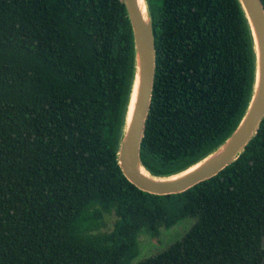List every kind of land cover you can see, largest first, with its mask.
I'll list each match as a JSON object with an SVG mask.
<instances>
[{
	"label": "trees",
	"instance_id": "trees-1",
	"mask_svg": "<svg viewBox=\"0 0 264 264\" xmlns=\"http://www.w3.org/2000/svg\"><path fill=\"white\" fill-rule=\"evenodd\" d=\"M146 2L156 61L140 157L169 176L236 128L254 49L238 0ZM133 65L122 0H0V264H260L264 117L216 175L143 191L116 160ZM187 218L179 239L139 256V232Z\"/></svg>",
	"mask_w": 264,
	"mask_h": 264
},
{
	"label": "water",
	"instance_id": "water-1",
	"mask_svg": "<svg viewBox=\"0 0 264 264\" xmlns=\"http://www.w3.org/2000/svg\"><path fill=\"white\" fill-rule=\"evenodd\" d=\"M134 43L131 89L116 151L117 164L137 188L158 195L184 191L216 175L234 161L256 134L264 117V6L261 0H238L253 42L255 68L247 108L232 133L214 150L188 168L169 176H156L143 166L140 145L154 86L156 51L152 18L146 0H122ZM264 245V236L261 239ZM260 264H264V256Z\"/></svg>",
	"mask_w": 264,
	"mask_h": 264
},
{
	"label": "rangeland",
	"instance_id": "rangeland-1",
	"mask_svg": "<svg viewBox=\"0 0 264 264\" xmlns=\"http://www.w3.org/2000/svg\"><path fill=\"white\" fill-rule=\"evenodd\" d=\"M191 222L192 219L187 218L169 229H161L158 235L151 236L145 231L139 232L136 237L139 256H146L155 253L179 239L183 235V232L190 226ZM108 223H111L110 219L108 220Z\"/></svg>",
	"mask_w": 264,
	"mask_h": 264
},
{
	"label": "bare ground",
	"instance_id": "bare-ground-1",
	"mask_svg": "<svg viewBox=\"0 0 264 264\" xmlns=\"http://www.w3.org/2000/svg\"><path fill=\"white\" fill-rule=\"evenodd\" d=\"M138 1H139L140 5H141V1H142V0H138Z\"/></svg>",
	"mask_w": 264,
	"mask_h": 264
}]
</instances>
